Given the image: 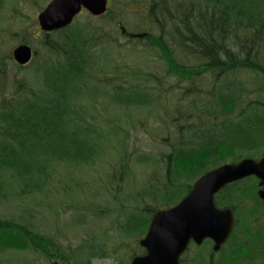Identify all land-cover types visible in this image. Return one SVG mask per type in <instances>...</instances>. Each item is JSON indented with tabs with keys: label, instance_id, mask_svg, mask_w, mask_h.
Wrapping results in <instances>:
<instances>
[{
	"label": "trees",
	"instance_id": "1",
	"mask_svg": "<svg viewBox=\"0 0 264 264\" xmlns=\"http://www.w3.org/2000/svg\"><path fill=\"white\" fill-rule=\"evenodd\" d=\"M142 8L149 30L142 37L126 31L127 44L92 21L61 29L56 32L61 38L45 35L48 53L35 67L34 82L17 78L12 94L0 100V205L29 199L54 166L90 164L114 142L93 113L103 97L118 109L159 110L170 101L173 112H165L164 123L174 129L170 150L159 160L164 177L157 176L158 186H147L166 207L207 170L264 152V0H142ZM153 54L163 62L153 67L160 72L146 68ZM115 117L119 114L104 116ZM129 165L125 156L108 180L127 183ZM257 182L247 177L216 194L217 206L235 213L233 233L218 253L211 240L191 243L180 264H252L264 258V223L257 226L264 202ZM156 211L151 204L132 211L123 232L144 234ZM10 251H30L47 264H92L93 257L106 255L95 240L64 248L29 223L0 213V264H9L3 256ZM34 256L15 264H41Z\"/></svg>",
	"mask_w": 264,
	"mask_h": 264
},
{
	"label": "rangeland",
	"instance_id": "2",
	"mask_svg": "<svg viewBox=\"0 0 264 264\" xmlns=\"http://www.w3.org/2000/svg\"><path fill=\"white\" fill-rule=\"evenodd\" d=\"M48 2L49 0H2L1 3L0 0V100L5 94H12L17 78L24 76L34 82L35 67L47 57L38 13ZM108 7L112 8L110 14L115 20L111 19L110 14L94 18L84 11L74 25L80 27L92 21L121 44L128 43L123 30L133 34L149 30L142 0H111ZM53 36L61 38L59 34ZM24 41L33 45L36 54L31 63L20 70L13 59V49ZM149 58L146 68L151 72H160L153 67L163 66V62L155 54ZM184 63L191 64L190 61ZM244 78L251 86L250 76ZM110 100L109 96L99 99L93 113L101 116L99 126L108 127L107 130L111 132H107L108 139L112 138L114 142H107L100 155L90 164L76 167L64 164L54 166L41 190H37L29 199L11 201L9 206L7 203L0 205V213L29 223L38 232L47 234L58 243L63 242L64 248L78 247L87 238L95 240L103 251L106 250V255L93 257L92 264H119L120 261L122 264H129L132 255L143 252L137 243L143 234H125L122 228L125 220L132 211L138 212V209L149 204L157 209H164L165 203L154 200L147 186H158L159 179L164 177L163 167H159L160 155L169 152L168 143L174 129L173 123H164L165 112L173 111L170 110L171 103L168 100L164 101L165 104L159 110L152 106L146 109H118ZM108 113L110 117L117 113L119 118L107 121L104 116ZM114 130L120 132L119 137H113ZM166 138L167 142L164 141ZM139 154H148L152 159L140 162L137 158ZM125 156L130 162L129 181L119 184L115 179L110 182L108 178L112 173L111 169L122 163ZM260 221L257 226L264 223V218ZM32 256L34 255L30 251H10L3 257L9 264H15L16 261L32 259ZM34 257L36 260L40 259L39 263L47 264L41 257ZM252 264H264V258L257 257Z\"/></svg>",
	"mask_w": 264,
	"mask_h": 264
},
{
	"label": "water",
	"instance_id": "3",
	"mask_svg": "<svg viewBox=\"0 0 264 264\" xmlns=\"http://www.w3.org/2000/svg\"><path fill=\"white\" fill-rule=\"evenodd\" d=\"M82 7L100 15L107 10V0H52L39 14L40 25L47 31L65 27ZM13 56L19 64H25L32 57V49L28 44H20ZM249 175L260 179L258 194L264 200V156L213 168L200 176L176 205L155 213L140 241L146 253L135 256L130 264H179L191 240L201 244L211 239L218 251L233 230L234 215L229 208L217 207L214 196L226 184Z\"/></svg>",
	"mask_w": 264,
	"mask_h": 264
}]
</instances>
